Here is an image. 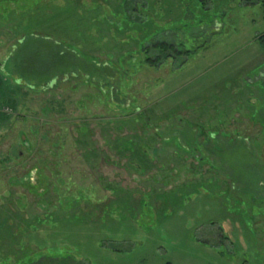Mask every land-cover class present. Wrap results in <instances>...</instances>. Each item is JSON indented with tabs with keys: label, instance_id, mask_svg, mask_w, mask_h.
<instances>
[{
	"label": "rangeland",
	"instance_id": "374dc122",
	"mask_svg": "<svg viewBox=\"0 0 264 264\" xmlns=\"http://www.w3.org/2000/svg\"><path fill=\"white\" fill-rule=\"evenodd\" d=\"M262 34V6L240 0H0V252L18 264L22 249L30 264H264ZM31 40L100 69L46 68L37 81L53 87L21 89L18 68L55 58ZM155 43L194 51L164 58ZM224 125L232 136L202 149L200 128ZM102 147L112 162L98 166Z\"/></svg>",
	"mask_w": 264,
	"mask_h": 264
},
{
	"label": "trees",
	"instance_id": "16d2710c",
	"mask_svg": "<svg viewBox=\"0 0 264 264\" xmlns=\"http://www.w3.org/2000/svg\"><path fill=\"white\" fill-rule=\"evenodd\" d=\"M240 2L243 5H245V6H254V5L260 4L262 6L263 12H264V0H240ZM258 40H259L262 48H264V34L260 35ZM31 41H30V43L33 44V42H34V44H39V46H42V45L46 44V46L48 45V46L53 47V49H51L49 47V52L52 55H54L55 58L53 59V61L45 62L46 65L42 64L44 69H42L40 67V63H39V66H37V63H35L36 66L34 65V63H32L33 65L30 68L25 66L27 69L26 68H24V69L18 68L16 70V73H17L18 76L13 78V79H12V77H10V78H11L12 82L15 85H17V87H19L21 89H23L24 86H26L29 89H39V88L44 89V88L53 87V85L56 83V78L55 77L50 78L43 85H42V82L37 81V80H40V79L42 80L44 78V76L47 75V72H46L47 69L46 68H48L49 70H53V73H54V72H57L59 70L65 71V69H68V68L71 69V67H75V68L78 67V70L84 74V77L86 79L89 77V74H91L93 72H97L100 69L99 68L100 67V63L98 61H81V60H78L77 58H74L73 55L69 56V54L63 52V50H61V48H60V45H58V44L54 43L52 45L50 43L43 42V41H40V40H31ZM151 48H154V49H151ZM145 49H147L145 47V45H142L141 46V53L147 52V51H144ZM149 50H160L161 53H165L164 58H167V57L176 58V57H179L181 55L186 56V55H188V54H190L191 52L194 51V50H192V51H188V50L187 51H179V50L175 49L174 45H170V44H166V43H155L152 47H150ZM160 59H161V57H157L154 60H151L147 56L145 61L148 64H154V63L158 64V63L161 62ZM110 62H111V64H113L114 61H110ZM143 62H144V60H143ZM107 64H109V63L108 62H106V63L104 62L103 66H106ZM118 64H120V63L118 62ZM30 65H31V62H30ZM0 72H2V74H3L4 71L1 70ZM71 73L74 74V72H71ZM2 74L0 73V78H2ZM28 81L37 82V83L36 84L35 83H29ZM4 89H5V87L1 86V81H0V91L2 92L3 97H5ZM10 100L17 101V98L16 99L15 98H10ZM5 119H6V117H5ZM76 126L79 127L80 125L77 124ZM232 127H236V126L235 125H233V126L224 125V126H222L221 130H211V129L208 130V129L200 128V133L202 135L209 136V138H211L210 135L212 133L216 134V135H218L220 137H227V136H232L231 133L234 132V130L233 131L231 130ZM84 133L88 134V135L90 134L88 129H86L84 131ZM258 133L259 132L257 131V134ZM250 134L251 133H248V134H246L245 132L242 133V135H244L246 137L249 136ZM235 135H237V134L235 133ZM157 136H159V135H157ZM188 136H187V138L185 140V142L188 141V145L186 147L194 149V146L190 145L189 143L191 141L195 140L196 138L194 139V137L190 138ZM169 140L173 141L172 139H169ZM213 140H214V138L212 139V141ZM167 141H168V139L161 140V142H167ZM100 149H102V151L104 152L103 153L104 156H102L103 158L100 160V163H99L98 166L103 165L105 163L106 164L107 163H111L112 162L111 156L108 155V154H105L106 152L104 151L103 147L100 148ZM136 150H138V149H135L134 152ZM181 150H182L183 153L186 152L184 147H182ZM92 151L94 152V150H92ZM124 151H126V150H124ZM124 151L122 153H124ZM138 153H139V150H138ZM177 157L182 158V154L177 156ZM190 158H192V157H190ZM131 159L132 158H130V160ZM192 165H193V162L191 163V166ZM21 174L22 173H19V171H15V175H13V176H16V179H18V182L24 183L22 180H24L25 178H27L30 175H29V172L25 173L24 175H21ZM35 219H34V221H35ZM24 220L22 222L25 223L26 225L32 224V223H28L26 219H24ZM22 251H26V252H24V255L20 258V263L21 264H24V263L30 264L32 261L30 259L31 258L30 254H28V250L27 249H22ZM16 261H17V251L9 248V250H6L5 253L0 252V264H18V263H16ZM36 262L40 263L41 261L38 262V261L35 260V263Z\"/></svg>",
	"mask_w": 264,
	"mask_h": 264
},
{
	"label": "flooded vegetation",
	"instance_id": "af4514ba",
	"mask_svg": "<svg viewBox=\"0 0 264 264\" xmlns=\"http://www.w3.org/2000/svg\"><path fill=\"white\" fill-rule=\"evenodd\" d=\"M215 135L216 134H211L210 135V137L211 138H209V136H205V135H202L201 133L199 134V138L201 137V140H203V143H202V149H204V147H206L207 145H209L210 143H212L213 141H212V139L215 137ZM217 136V135H216ZM209 138V139H208ZM197 163L195 162V160H194V162H193V165L191 166L193 169H194V166L196 165ZM204 164V163H203ZM207 168H208V166H207ZM209 169V168H208ZM221 242H223V241H221Z\"/></svg>",
	"mask_w": 264,
	"mask_h": 264
}]
</instances>
